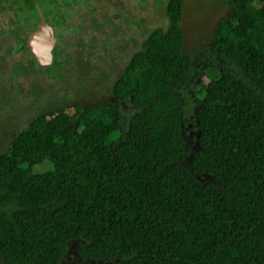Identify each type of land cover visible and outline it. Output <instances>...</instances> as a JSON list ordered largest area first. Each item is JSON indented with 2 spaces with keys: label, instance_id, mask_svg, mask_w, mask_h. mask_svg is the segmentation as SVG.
Listing matches in <instances>:
<instances>
[{
  "label": "trees",
  "instance_id": "trees-1",
  "mask_svg": "<svg viewBox=\"0 0 264 264\" xmlns=\"http://www.w3.org/2000/svg\"><path fill=\"white\" fill-rule=\"evenodd\" d=\"M187 1L0 0V93L29 100L0 137V264H264V0H219L196 49ZM74 61L108 98L31 106L37 71L67 85Z\"/></svg>",
  "mask_w": 264,
  "mask_h": 264
},
{
  "label": "rangeland",
  "instance_id": "rangeland-1",
  "mask_svg": "<svg viewBox=\"0 0 264 264\" xmlns=\"http://www.w3.org/2000/svg\"><path fill=\"white\" fill-rule=\"evenodd\" d=\"M254 3L257 7L260 6V3H258L257 0H254ZM145 6L147 7L145 3H142V8H144ZM151 7H153V5L149 4L147 10H151ZM223 8L224 6L219 0H189L186 2V11L183 15L182 29L184 31L185 46L187 49L197 48V46L200 44V38L204 35H208L211 32L214 20L217 18V16L223 14ZM130 14V10L127 9L126 15L129 16ZM149 16H153V18H156L150 11ZM119 22L116 23V26H114V28H111L106 26V22L104 21V36L110 37V39H115L118 41V37L114 36V34L116 33V35H118L117 33H124L125 31L124 26H118ZM255 22V24H257V28L259 29L260 27H262V25H264V17H262L261 19L259 16L257 20L255 19ZM128 32L132 34L131 31ZM254 34L255 31L252 30L251 36H253ZM251 36L245 45L247 49L251 48L252 46V44H250ZM122 40L123 38L120 40V42H123ZM122 47H124V44L122 45ZM122 54L123 53L121 52V50L117 51L116 53H114V59L117 60L118 57L122 56ZM67 67L68 66H65L64 69H66ZM76 67H78L76 61L72 62L71 67L68 70V75L70 78L67 85H62L60 76H47L44 74V72L38 70L37 76L35 78V83L37 87L26 88L28 90L30 89V94L37 96V101L34 100L30 103V105L33 107L36 106L38 110L43 109L45 106H51L54 104H60L63 106L67 104V107H70L73 104H77L79 106L84 107L93 99H104V96L108 98L107 94L109 87L106 86L104 88L103 81L97 80L96 82H91L88 80V82L85 83L83 80H81L82 75L81 77H78L76 73L73 72V69ZM79 67L82 69L81 65H79ZM63 71L64 70L60 72ZM107 73L108 75L111 74L109 70L107 71ZM29 85L31 87V84ZM22 88H24V85L19 88L13 87L9 83H6L3 87V92L0 93V137H2L3 134L8 131L10 125V119L8 117V114H11L10 112L16 110L20 104L25 105L29 101L26 95L21 92ZM13 89L15 90L14 92L12 91ZM38 91H42L43 95L38 96ZM24 109L25 108L23 107L22 112H16L12 115H22L24 114ZM0 140V145H3L2 139ZM70 255L71 257L69 259L68 264H83V261H81L77 257L76 248Z\"/></svg>",
  "mask_w": 264,
  "mask_h": 264
},
{
  "label": "water",
  "instance_id": "water-1",
  "mask_svg": "<svg viewBox=\"0 0 264 264\" xmlns=\"http://www.w3.org/2000/svg\"><path fill=\"white\" fill-rule=\"evenodd\" d=\"M28 50L36 63L47 67L53 62L52 49L57 43V31L45 21H41L29 34Z\"/></svg>",
  "mask_w": 264,
  "mask_h": 264
}]
</instances>
